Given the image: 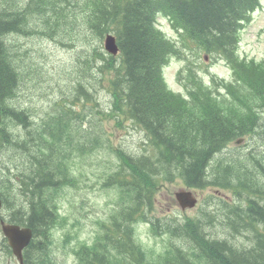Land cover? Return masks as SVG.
Returning a JSON list of instances; mask_svg holds the SVG:
<instances>
[{
  "label": "trees",
  "instance_id": "obj_1",
  "mask_svg": "<svg viewBox=\"0 0 264 264\" xmlns=\"http://www.w3.org/2000/svg\"><path fill=\"white\" fill-rule=\"evenodd\" d=\"M258 3V0H29L28 4L33 6L27 10L39 9V17L46 18L38 28L31 30L29 11L15 12L11 10V6L16 5L14 0H0L3 119L0 147L4 149L2 153L18 149L27 155L24 168L15 174L22 189L14 186L28 202L27 210L25 217L17 216L25 207L17 203L11 221L26 224L47 241L59 213L55 205L50 206L43 197L61 178L75 183L68 167L70 155L95 151L101 136L90 126L85 129L84 124H78L75 118L79 119V115L72 107H62L51 121L32 127L28 110L8 105L9 100L17 97L25 74L17 62L14 47L12 49L6 38L20 33L74 44L73 32L76 37L78 31L83 39L77 38L80 41L100 43L110 32L117 38L119 55L108 56L93 48L90 68L96 63L97 80H104L108 72L111 73L112 87L108 91L113 105L140 129L148 147L134 156L113 149L119 163L105 174L104 184L115 191L118 208L109 215L107 235L101 236L92 247L83 246L77 252L78 264H98V260L101 264H264V234L255 229V224L259 227V223L264 227V205L256 200H264V182L258 177L249 178L245 167L228 160L219 162L220 173H207L215 152L241 135L256 133L262 118L260 114L264 115V59L240 60L236 55L240 24L249 19L248 14ZM158 15L166 17L179 32L181 47L167 40L155 27ZM185 47L224 58L231 69L232 80L212 81L223 93L205 86L191 71L184 78L178 73V77L184 79L185 95L167 89L161 69L171 56L181 57ZM87 59L88 56L84 61L81 58L83 74ZM87 78L84 76L85 81L77 80L73 84L72 102L84 104L93 97ZM9 121L22 125L26 135L20 137L7 128L6 131ZM259 135L264 137V131ZM255 164L264 178V161L256 160ZM231 175H235L238 183L230 181ZM175 176L193 189L222 188L240 197L249 196L245 206L229 205L228 212L241 221L237 224L241 228L252 226L255 233L248 237L251 247L235 255V250L226 245L225 240L206 237L203 222L196 217L179 221L155 216L156 195L163 183L172 181ZM242 183L247 186L244 191L240 187ZM4 200L9 203L11 198ZM138 223H148L154 236H166L164 252L149 256L141 249L133 238V225ZM31 255L32 252L26 253L25 264L29 263ZM37 257L35 264H51L49 258Z\"/></svg>",
  "mask_w": 264,
  "mask_h": 264
},
{
  "label": "rangeland",
  "instance_id": "obj_2",
  "mask_svg": "<svg viewBox=\"0 0 264 264\" xmlns=\"http://www.w3.org/2000/svg\"><path fill=\"white\" fill-rule=\"evenodd\" d=\"M11 8V10L15 12L18 10L17 5L11 6ZM158 23L169 38L179 40L177 33L169 28L166 21L158 18ZM12 40L13 41H10L12 45H14V50L15 46L18 48V51H16L17 62L27 66V68L30 66L33 69L32 71L28 68L27 74L29 76H26L27 79L20 86L16 101L12 103V105L15 107L28 108L36 121L43 117L45 113L52 112L56 108V104L60 101H64V108L67 107L68 102L72 98L70 90L72 81L81 79L83 76H90L91 78L97 77V68H90L91 63L89 60L92 55L91 50L87 51V69L86 73L83 74L77 72L74 66V61L78 56V47H60L54 42L32 36H15L12 37ZM92 45L95 47L97 43L92 42ZM84 53L86 55V52ZM239 54L255 59L264 58V0H261V7L253 14L251 22L245 27L241 34ZM189 59L194 67L201 71L205 82H210L212 76L224 79H228L230 76L228 68L219 61L208 59L206 62H203V55H200V58L196 59L192 54H190ZM181 66L182 65L173 62L165 71L168 84L176 90L180 89V84L177 82V79H175V74ZM108 84L107 78H105L104 80L98 81L96 84L93 83L92 86H88L93 93L94 100L98 102L99 106L92 105L89 110L90 114L95 119H86L91 120V128L98 135L100 134L101 148L90 155L84 157L78 156L75 162H71V171L77 179V185L76 188H66L59 199V211L60 213H64L63 215L67 218L64 228L56 230L61 233V236L59 239L56 238L55 246L52 250L59 264L75 263L70 249L75 241L71 240L66 247H63V234L66 232H70L71 235L75 234L78 241H81L80 236L82 234L93 240L99 230L98 223L106 221L114 206L113 193L110 190H105L100 187L103 173L113 169L114 163L116 162L115 154L110 152V148L121 149L127 154H138L147 147L143 142V135L139 129L128 121L120 123V126H116L115 120H112L113 117L109 114L112 109V99L107 89ZM255 140L262 141L258 137L255 138ZM246 144L242 142L237 146L239 148L242 147L239 150L240 152L245 153L252 145L259 150L263 149L259 146V143L254 140L250 142L247 141ZM233 146L234 145L229 147L227 153L234 150ZM228 154L230 155L231 153ZM224 156L225 154L222 152L214 157L209 166V173H220L218 161ZM13 158L17 160L19 156L14 155ZM219 166L221 165L219 164ZM1 174H3V169ZM221 180H224V178H221ZM2 181H5V177ZM230 181L238 183L235 175L230 176ZM180 186L179 184V187ZM174 188L175 187H170L171 190ZM197 193L199 195L198 206L202 204L208 206L207 202L210 191L204 190L198 191ZM159 200L160 209L156 212L159 215L182 217L183 214L193 216L197 213L198 207L191 211L181 212L177 208L176 203L167 197L166 193H163L162 196L159 197ZM208 209H213L212 203ZM2 215L5 216V213H2ZM220 216L221 215H217L214 217L215 221H217ZM213 220L205 219L203 221L205 225L203 230L206 237L212 239H228L230 243L238 249L249 245L248 240L244 236H237L229 239L226 234L227 228L224 226L225 223L223 220L218 222H214ZM228 220H231V218ZM1 236L0 233V237ZM155 238L159 243L160 251H162L165 246L164 238ZM148 250L159 252L156 250L155 246ZM2 258L3 255L0 253V259ZM9 264L16 263L10 258Z\"/></svg>",
  "mask_w": 264,
  "mask_h": 264
},
{
  "label": "water",
  "instance_id": "obj_3",
  "mask_svg": "<svg viewBox=\"0 0 264 264\" xmlns=\"http://www.w3.org/2000/svg\"><path fill=\"white\" fill-rule=\"evenodd\" d=\"M104 47L108 52L115 54L116 47L114 45V39L112 37H106ZM176 199L178 200L179 205L182 209L188 206H192L194 203V200L190 199L189 194H185L182 192L176 194ZM2 229L4 235L9 241L10 246L13 249V252L16 254L17 258L21 260L20 250L28 242L30 238V231L27 229L20 230L18 227L10 225L4 226Z\"/></svg>",
  "mask_w": 264,
  "mask_h": 264
},
{
  "label": "clouds",
  "instance_id": "obj_4",
  "mask_svg": "<svg viewBox=\"0 0 264 264\" xmlns=\"http://www.w3.org/2000/svg\"><path fill=\"white\" fill-rule=\"evenodd\" d=\"M62 215L64 213H61ZM133 238L135 242L141 246L144 249H151L155 246L157 251H160V246L156 238L152 235L151 230H150V225L146 223H138L133 225ZM61 236V233L59 231L54 230V237L59 239ZM80 240L82 242H86L88 246L92 245V239L85 236L81 235Z\"/></svg>",
  "mask_w": 264,
  "mask_h": 264
},
{
  "label": "bare ground",
  "instance_id": "obj_5",
  "mask_svg": "<svg viewBox=\"0 0 264 264\" xmlns=\"http://www.w3.org/2000/svg\"><path fill=\"white\" fill-rule=\"evenodd\" d=\"M7 37H8V36H7ZM222 152H223V149H222V148H219V150L215 152L214 156H213L212 159L209 161V164H208V166H207V173H209L208 171H209V166H210V164H211V161L214 159V157H216L217 154H220V153H222ZM233 181H234V180H233ZM242 184H243V183H242ZM244 185H245V184H243V185L240 186V187H241V190H243V191H244L245 189H247V186H244ZM16 193H17V192H16ZM17 194H18V196H20L19 193H17ZM20 197H21V196H20ZM256 200L258 201V198H257ZM230 218L233 219L234 216H231ZM233 252H235V255H236V254H239V252H236V251H233ZM231 253H232V252H231ZM39 254H40V252H38V251H33V252H32V255L30 256V260L35 259L37 256H39ZM228 254H230V253H228ZM97 262H98V264H101L99 260H98ZM103 264H105V262H104Z\"/></svg>",
  "mask_w": 264,
  "mask_h": 264
}]
</instances>
